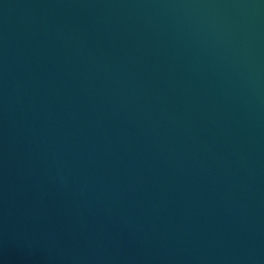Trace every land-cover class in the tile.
<instances>
[{"label": "water", "instance_id": "water-1", "mask_svg": "<svg viewBox=\"0 0 264 264\" xmlns=\"http://www.w3.org/2000/svg\"><path fill=\"white\" fill-rule=\"evenodd\" d=\"M0 264H264V0H0Z\"/></svg>", "mask_w": 264, "mask_h": 264}]
</instances>
